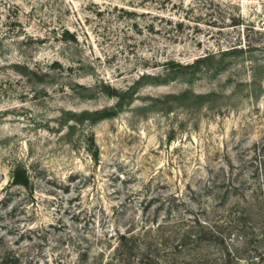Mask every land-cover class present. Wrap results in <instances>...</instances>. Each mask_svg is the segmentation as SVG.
Listing matches in <instances>:
<instances>
[{
    "label": "rangeland",
    "instance_id": "374dc122",
    "mask_svg": "<svg viewBox=\"0 0 264 264\" xmlns=\"http://www.w3.org/2000/svg\"><path fill=\"white\" fill-rule=\"evenodd\" d=\"M209 207L264 264V0H0V264H196Z\"/></svg>",
    "mask_w": 264,
    "mask_h": 264
},
{
    "label": "trees",
    "instance_id": "16d2710c",
    "mask_svg": "<svg viewBox=\"0 0 264 264\" xmlns=\"http://www.w3.org/2000/svg\"><path fill=\"white\" fill-rule=\"evenodd\" d=\"M13 178H14V184L19 186H28L30 181L28 174L25 173V171L20 167H18L14 171ZM215 204H217V202H215ZM236 205L238 206L239 203H233L232 206H236ZM233 208L234 210L238 209V207H233ZM233 208L230 209V211L229 210L225 211L224 214H220V213L217 214V211L214 207L212 208V210L210 209V207L206 208V213L209 216V220H201L200 218H198V220L192 222L193 225L190 228L193 230L187 231L188 238L192 239L189 241L195 242L193 240L195 239L197 242H199L201 240L200 236L206 235L212 238V242L216 243L220 247V252L216 255H211L207 249H203L202 252L195 254L196 258H192L191 260L194 261L196 264H234L235 258L238 259L235 249L226 246L224 241L226 238L220 230L222 229L221 224L223 223L226 224V226L235 224V220H229V218L232 219L231 215L229 218L227 216L224 217L225 214L229 215L230 212L233 210ZM241 210L242 212L238 211V214L236 215L241 214L242 219L251 218V213L253 212V202L246 204V206ZM235 219L237 222H240V217H237ZM158 227H160V225ZM120 235H121L120 236L121 242L126 240L127 236L125 235V233ZM181 235L184 236V234ZM243 238L245 239V241L243 242L244 244L242 245L241 243L240 245H238L239 247L247 246L251 236L246 235L243 236ZM146 245L151 246L152 244H146ZM190 246H193V244H189V247ZM149 248H145V250L149 251ZM157 249H158L157 254L154 256L149 255L148 252H145L146 255L144 256V260L145 262H147V264H178V259L176 257L179 254H181V252H184V244L178 243L177 246L174 248L173 250L174 252L172 255H167L168 249H163V243L159 244ZM159 256L165 258L166 260L165 261L159 260L158 259Z\"/></svg>",
    "mask_w": 264,
    "mask_h": 264
}]
</instances>
